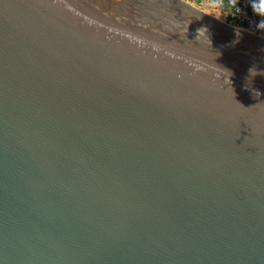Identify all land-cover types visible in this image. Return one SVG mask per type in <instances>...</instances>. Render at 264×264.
Instances as JSON below:
<instances>
[{"label": "water", "instance_id": "95a60500", "mask_svg": "<svg viewBox=\"0 0 264 264\" xmlns=\"http://www.w3.org/2000/svg\"><path fill=\"white\" fill-rule=\"evenodd\" d=\"M216 18L0 0V264H264V39Z\"/></svg>", "mask_w": 264, "mask_h": 264}, {"label": "built area", "instance_id": "2783aa9c", "mask_svg": "<svg viewBox=\"0 0 264 264\" xmlns=\"http://www.w3.org/2000/svg\"><path fill=\"white\" fill-rule=\"evenodd\" d=\"M252 2L253 0H239L240 11L236 12L228 5L227 0H225V6L223 8H227L229 11L228 17L231 19V22L228 23L230 25L264 39V31H259L256 28V23L260 17L252 11Z\"/></svg>", "mask_w": 264, "mask_h": 264}, {"label": "clouds", "instance_id": "9594fccd", "mask_svg": "<svg viewBox=\"0 0 264 264\" xmlns=\"http://www.w3.org/2000/svg\"><path fill=\"white\" fill-rule=\"evenodd\" d=\"M227 3L236 12L240 11L239 0H227ZM212 4L214 7L222 8L225 6V0H212ZM251 8L254 14L260 17V19L256 23L257 30L264 31V0H253V2L251 3ZM197 19H200V17L197 16ZM216 19L218 20L219 18H216ZM205 29L207 28H198L196 38L199 36L201 31ZM206 38L210 41V36H207ZM250 72H251V75L254 72H256L257 74H264V73H258L256 68L251 69Z\"/></svg>", "mask_w": 264, "mask_h": 264}, {"label": "rangeland", "instance_id": "374dc122", "mask_svg": "<svg viewBox=\"0 0 264 264\" xmlns=\"http://www.w3.org/2000/svg\"><path fill=\"white\" fill-rule=\"evenodd\" d=\"M190 2V1H189ZM191 3V2H190ZM192 5H194L195 7H197V8H199V9H201V10H204V11H206L208 14H211V15H213V16H215V17H217V18H219V19H221V20H223V21H225V22H228L227 20H228V11H226V10H222V9H220V8H216V7H213V6H209V9H204L205 7L203 6V7H200L197 3H195V2H193V3H191ZM212 11H211V10Z\"/></svg>", "mask_w": 264, "mask_h": 264}, {"label": "crops", "instance_id": "0c3cea01", "mask_svg": "<svg viewBox=\"0 0 264 264\" xmlns=\"http://www.w3.org/2000/svg\"><path fill=\"white\" fill-rule=\"evenodd\" d=\"M201 2L198 4L200 7H205L204 9H209V6H213V4H212V0H200ZM195 2V1H194ZM191 3H193V2H191ZM195 3H197V2H195ZM214 7V6H213ZM217 8V7H216ZM220 9H222V10H226V11H228V9L227 8H220ZM211 10V9H210ZM212 11V10H211ZM228 15H229V11H228Z\"/></svg>", "mask_w": 264, "mask_h": 264}, {"label": "trees", "instance_id": "16d2710c", "mask_svg": "<svg viewBox=\"0 0 264 264\" xmlns=\"http://www.w3.org/2000/svg\"><path fill=\"white\" fill-rule=\"evenodd\" d=\"M187 1H190V2H197V4H199L201 1L200 0H187ZM228 22H231V19L228 17Z\"/></svg>", "mask_w": 264, "mask_h": 264}]
</instances>
